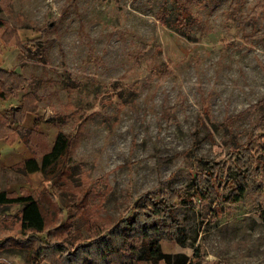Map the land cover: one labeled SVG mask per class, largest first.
<instances>
[{
    "label": "rangeland",
    "instance_id": "1",
    "mask_svg": "<svg viewBox=\"0 0 264 264\" xmlns=\"http://www.w3.org/2000/svg\"><path fill=\"white\" fill-rule=\"evenodd\" d=\"M172 1L0 0L1 29L22 46L1 53V66L25 78L11 93L25 91L37 119L70 140L49 187L33 189L42 231L22 226L20 204L0 206V264H123L151 220L165 252L264 264V181L223 200L230 145L261 115L238 114L264 97V38H242L264 31V7L181 0L193 21L179 32ZM15 149L0 144L1 156ZM106 243L114 251L101 257Z\"/></svg>",
    "mask_w": 264,
    "mask_h": 264
},
{
    "label": "trees",
    "instance_id": "2",
    "mask_svg": "<svg viewBox=\"0 0 264 264\" xmlns=\"http://www.w3.org/2000/svg\"><path fill=\"white\" fill-rule=\"evenodd\" d=\"M172 2L175 6L176 13L172 23H169H171L177 31L186 32L187 25L193 21V16L191 15L189 7L186 2L181 0H173ZM234 5L235 1L231 3V7L234 8ZM263 7L264 0H259L255 4L253 10L254 12H257ZM167 12L168 11L165 10L163 4L162 8L157 12V17L164 20ZM239 23H241V21H239ZM2 37L6 43L13 44L18 47L20 51L22 50L19 40L12 43L6 38L5 30H3ZM242 38L245 42H250L253 38H264V31H260L259 28H255L250 33L243 34ZM24 82L25 78L21 77L17 72L1 69V97H7L13 89L20 88ZM20 108L26 109L28 106H26L23 101ZM31 109L35 111L37 108L33 106ZM256 109L261 111V115L247 133L245 140L243 142H233L229 148L231 151L229 152L230 163L226 169V176L229 185L223 199L227 202H238L243 197L245 192L255 184V181L258 178H261L264 181V97L249 105L238 115H243L248 111ZM36 121H38V119ZM228 121H230L229 118L223 122V125H226L227 127L229 125ZM69 144V137L64 132L59 130L52 149L43 156L42 165H38L34 158H30L23 162L22 168L25 171L41 169L45 176L54 173L57 169L59 159H61L67 152ZM258 187L260 186L258 185ZM1 198H5L3 193H1ZM11 200L12 199L8 201ZM13 200L21 201L23 203V207L21 209L22 226L24 228L33 227L36 231H42L45 221L38 200L35 201L29 196H20L14 198ZM162 209L163 208L161 206L156 205L151 208L152 214L161 218ZM259 216L264 219V207L260 210ZM161 224L162 223L156 220H151L139 225L137 229V236L141 238L140 244H132L130 250L128 251L130 255L128 259L123 262V264H145L146 262H150L151 264H200L197 260H192L191 256L184 252H165L162 250L159 239L151 234L152 232L159 231ZM172 229V231L176 230L175 238L177 241L184 244L185 239L180 238V235L178 234L180 231L179 226L173 224ZM106 246L107 250H105V252H100L101 257H105L108 251H111V253L114 251V249L109 247V243H106ZM198 256V252L194 250L193 257Z\"/></svg>",
    "mask_w": 264,
    "mask_h": 264
},
{
    "label": "crops",
    "instance_id": "3",
    "mask_svg": "<svg viewBox=\"0 0 264 264\" xmlns=\"http://www.w3.org/2000/svg\"><path fill=\"white\" fill-rule=\"evenodd\" d=\"M2 36L3 29L0 26V70L5 69L18 73L17 64L11 69L1 66V53L6 51L10 45V43L5 42ZM24 95L25 91L19 90L5 98L0 95V144L8 141L16 146L15 151L9 152L5 156L0 154V206L8 203H18L21 205V209L23 203L13 199L20 196H29L37 201L33 189L37 188L38 191L44 187L47 189L50 180L49 177L43 174L41 169L25 171L22 168L23 162L34 158L41 166L44 154L52 149L59 131L55 123L51 124L47 121L48 117L42 116V119L36 121L37 114L40 111L39 109L33 111L32 106L29 104V98L27 99ZM23 96L26 101L25 105L28 106L26 109L20 108L23 103ZM1 100L4 102L2 105ZM40 142L46 144L48 149L42 152L38 151V148L35 147ZM1 193L4 194L5 198H1ZM10 199L12 200L8 201Z\"/></svg>",
    "mask_w": 264,
    "mask_h": 264
}]
</instances>
